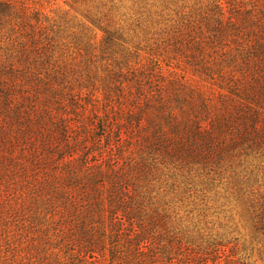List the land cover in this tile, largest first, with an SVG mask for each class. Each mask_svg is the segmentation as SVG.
Instances as JSON below:
<instances>
[{"label":"trees","instance_id":"trees-1","mask_svg":"<svg viewBox=\"0 0 264 264\" xmlns=\"http://www.w3.org/2000/svg\"><path fill=\"white\" fill-rule=\"evenodd\" d=\"M28 10L0 0V36L12 48L0 56V175L33 181L51 213L52 245L70 264H160L152 246L167 215L150 183L170 171L241 169L264 237V191L250 184L264 159V5L235 7L227 20L220 11L188 56L197 80L165 74L156 60L126 78L129 104L82 106L75 116L54 100L48 72L29 63L40 20L33 24ZM112 39L108 32L105 42Z\"/></svg>","mask_w":264,"mask_h":264},{"label":"rangeland","instance_id":"rangeland-1","mask_svg":"<svg viewBox=\"0 0 264 264\" xmlns=\"http://www.w3.org/2000/svg\"><path fill=\"white\" fill-rule=\"evenodd\" d=\"M22 1L29 20L36 25L40 20L39 50L31 49L29 63L48 72V83L57 88L54 100H63L72 116L83 107L129 104L126 78L156 60L165 74L197 80L188 56L196 50L193 45L213 33L220 11L227 20L235 7L264 5V0ZM5 31L11 33L9 26ZM108 32L110 43L105 42ZM1 37L4 59L12 48ZM46 92L40 90L43 96ZM255 163L261 166L250 184L263 192L264 159ZM237 172L220 168L151 177L152 201L167 215V229L158 230L162 238L152 246L160 264H264V237L255 232ZM32 183L20 173L0 175V264H70L69 255L52 245L56 240L46 231L51 213ZM98 264L110 263L101 259Z\"/></svg>","mask_w":264,"mask_h":264}]
</instances>
